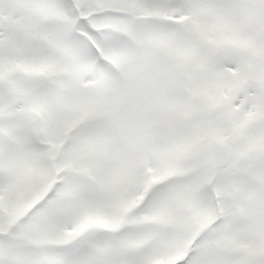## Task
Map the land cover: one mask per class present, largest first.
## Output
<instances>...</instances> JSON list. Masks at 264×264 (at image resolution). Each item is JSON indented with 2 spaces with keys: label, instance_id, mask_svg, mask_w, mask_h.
Returning <instances> with one entry per match:
<instances>
[{
  "label": "rangeland",
  "instance_id": "obj_1",
  "mask_svg": "<svg viewBox=\"0 0 264 264\" xmlns=\"http://www.w3.org/2000/svg\"><path fill=\"white\" fill-rule=\"evenodd\" d=\"M0 16L12 21L18 37L0 33V74L18 66L9 80L10 99L16 112H32L23 125L29 130L27 140L0 125L7 132L1 137L10 144L6 151L0 145L6 174L0 175V205L7 213L3 219L5 224L14 220L21 207L18 196L26 209L32 206L27 181L43 209L33 228H27L31 233L18 227L9 232L14 241L3 244L7 258L34 264L37 257L22 246L27 240L39 247L47 264H179L182 260L196 264V254L187 258L194 232L188 224L186 239L179 237L183 224L173 216L171 202L180 203L188 217L207 226L216 217L213 206L223 213V203L229 205L228 197L222 203L219 196L240 190L241 221L229 228L236 243L252 245L251 264L261 259L264 264L259 252L264 251L263 182L256 188L247 178L226 173L222 179L219 172H213L212 180L194 169L195 164L181 160L186 146L194 144L193 133L199 141L203 135L195 119L192 129L183 132L176 117L185 114L177 98L186 106L188 79L198 87V71L203 76L205 70L218 75V80H205L208 93L214 95L211 105L219 99L226 105L228 93L236 90L233 86L246 69L242 62H252L250 51L257 52L258 47L264 52V0H0ZM211 54H220L224 61L215 65ZM38 72L59 75L48 77L49 93L21 78ZM252 78L264 83V62L257 63ZM198 90L190 91L195 99ZM3 100L5 104L7 99ZM197 103H191L195 110ZM235 106L240 110L233 130L250 116L264 121V99L255 92H246ZM82 116L87 117L83 129L87 136L77 131L71 147L54 164L60 169L72 153V178L58 176L49 182V159L65 130ZM225 132L219 124L215 138ZM38 143L43 149H37ZM196 165L200 166V159ZM87 168L90 171L83 178L76 175ZM167 176L174 179L154 188L150 200L125 220L128 227L152 225L127 228L116 236L106 232L122 224L113 210L126 211L141 199L147 178L158 183ZM59 183L68 187L61 189ZM59 195L64 202L59 201L56 209ZM95 225L104 233L90 230ZM73 239V250L52 247ZM223 258L224 264H240L239 258ZM205 259V264L220 263L216 255Z\"/></svg>",
  "mask_w": 264,
  "mask_h": 264
},
{
  "label": "trees",
  "instance_id": "obj_2",
  "mask_svg": "<svg viewBox=\"0 0 264 264\" xmlns=\"http://www.w3.org/2000/svg\"><path fill=\"white\" fill-rule=\"evenodd\" d=\"M0 28L4 33L5 30L10 32H14L16 29L12 26V21L6 19L3 16H0ZM17 32V31H16ZM264 43V41H261ZM127 43V40H126ZM0 49L2 47L0 46ZM210 57L214 59V63L220 64L224 61L223 57L220 54H211ZM252 64L246 65L250 74L253 75L255 67L259 61L263 60L262 53L259 50L258 52L251 53ZM18 72V71H17ZM16 70H6L3 74H0V102L2 103V108L0 109V125L6 124L9 128L8 131H14L19 135L24 136V131H27L28 128H25L23 125L25 124V118L30 117L32 112L28 109H19L18 112L15 111V106L12 100L10 99L11 86L9 80L12 76L16 75ZM208 77H213L215 80H218V75L211 74L209 70H205L204 76L200 75L197 77L200 80L198 86L200 87V95L198 100L199 110H189V121L194 118L199 120L200 125L202 126V131L204 133V143L198 142L194 140V144L186 147V152L182 154L183 160L187 161L188 164H195L199 159L204 161V164L194 167L198 168L199 172H219L220 177L223 179L224 174L230 173L238 177L240 180L243 178H247L249 183H255L256 188L262 182L259 177H264V147H263V135H261L260 129L264 127V123L260 121H256V119L252 116L249 117V120L240 126L238 130H233L232 122L235 120L237 116L239 108L235 107L236 101L239 96L244 94V91L252 89L247 87L243 82H238L236 85V90H230L229 96L227 97L226 105H223L221 100L219 99L216 102V105H211V101L213 100V94L208 93V88L206 87L205 80ZM22 80L28 79L30 83L37 84L41 87H46V82L48 81V74L43 72L35 73L33 78L27 77L26 75H22ZM202 78V79H201ZM258 84H256L254 91L257 92ZM193 89V87H192ZM48 93L51 91V88L46 89ZM4 98L7 99L6 103L3 104ZM192 100V98H191ZM230 110V113H229ZM191 111V112H190ZM36 117L39 115L36 113ZM84 121V120H83ZM14 122H17L14 124ZM219 124H222L223 130L226 132L222 138H215V131H217ZM86 123L79 122L73 128L72 135L70 134L67 142L73 140L72 136L79 134V130L85 128ZM78 131V132H77ZM2 132H4L7 136V132L5 130L0 129V137L2 136ZM75 132V134H73ZM82 135L87 136L86 132ZM256 135V136H253ZM0 145L6 151L9 149V145L7 141H4L0 138ZM207 141V143H206ZM65 144L62 145V148ZM193 151L190 152V150ZM190 152L191 156H188L187 153ZM2 153H0V172H2ZM4 155V153L2 154ZM199 157V158H198ZM234 170V171H233ZM172 178V177H171ZM168 177L165 182H169L171 180ZM164 183L154 184L149 181L148 192L140 201V205H143L147 200L151 197V190L162 185ZM246 187H249V184H244ZM240 190L233 191L227 195L221 194L219 197L221 201L228 197L229 205L224 206L223 203V213L221 211H215V219L207 226L197 224L192 217H188L187 213L189 211H184L181 204L172 201L171 202V210L173 216L180 217L183 222L182 229L179 230V236L184 239L185 237V229L187 230V225L190 224L192 230L195 232V239L190 244V254H196L199 262L204 263L205 258L211 257L212 255H216L220 259L219 264H223L224 256H233L239 258L240 264H249L251 261V257L249 255V250L252 245H244L239 242L236 243L233 236L234 232L230 229V225L232 223L240 222L239 211L242 209V199L239 197ZM138 206V205H137ZM130 210L127 213H124L122 217L128 213H131L136 209ZM5 210L0 206V228L3 224V215ZM146 224L138 225L137 227H143ZM123 228L120 229V231ZM221 233V238H217ZM255 234L253 233V237L255 238ZM263 241V240H261ZM74 242V241H73ZM3 240L0 237V260L8 261L10 264H17L15 261L10 260L9 258L3 256L2 252L5 250L3 246ZM75 243V242H74ZM262 243V242H260ZM264 243V241H263ZM232 245H235L234 247ZM31 249H36L35 245H30ZM73 249V244H72ZM233 249V250H232ZM189 254V255H190ZM188 255V257H189ZM3 257V258H2ZM260 257L264 259V251L260 254ZM41 259V258H39ZM43 261L42 263H44ZM196 263V264H198ZM260 262H258L259 264ZM184 264H188L184 262Z\"/></svg>",
  "mask_w": 264,
  "mask_h": 264
},
{
  "label": "water",
  "instance_id": "obj_3",
  "mask_svg": "<svg viewBox=\"0 0 264 264\" xmlns=\"http://www.w3.org/2000/svg\"><path fill=\"white\" fill-rule=\"evenodd\" d=\"M247 83L250 85V86H253L254 85V80H247ZM262 96H264V93L262 94Z\"/></svg>",
  "mask_w": 264,
  "mask_h": 264
}]
</instances>
